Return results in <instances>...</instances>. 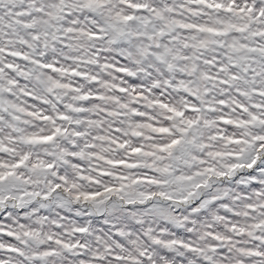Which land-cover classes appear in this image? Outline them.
<instances>
[{"label":"snow or ice","instance_id":"snow-or-ice-1","mask_svg":"<svg viewBox=\"0 0 264 264\" xmlns=\"http://www.w3.org/2000/svg\"><path fill=\"white\" fill-rule=\"evenodd\" d=\"M0 264H264V0H0Z\"/></svg>","mask_w":264,"mask_h":264}]
</instances>
